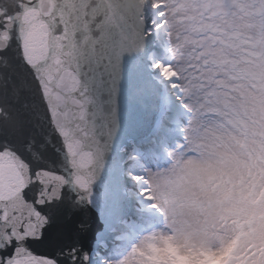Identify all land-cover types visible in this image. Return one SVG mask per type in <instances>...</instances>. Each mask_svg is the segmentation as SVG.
<instances>
[{
	"label": "snow or ice",
	"instance_id": "6c2138e0",
	"mask_svg": "<svg viewBox=\"0 0 264 264\" xmlns=\"http://www.w3.org/2000/svg\"><path fill=\"white\" fill-rule=\"evenodd\" d=\"M0 92L30 100L0 109V264H264V0H0ZM122 93L150 119L109 164ZM129 195L158 223L120 255L86 215L30 250L76 209L120 239Z\"/></svg>",
	"mask_w": 264,
	"mask_h": 264
},
{
	"label": "water",
	"instance_id": "95a60500",
	"mask_svg": "<svg viewBox=\"0 0 264 264\" xmlns=\"http://www.w3.org/2000/svg\"><path fill=\"white\" fill-rule=\"evenodd\" d=\"M3 2L12 4L15 0H3ZM147 71L153 72L152 69H147ZM29 102L30 100H17L11 96L6 98L0 92V109H7L13 119L22 118V105ZM147 108L148 105L143 100H133L122 93L120 98V114L125 127L121 135L114 142L113 151L107 154L106 159L109 164L113 161H119L121 158L124 160L127 159L125 153L128 150V146L132 143L131 136L129 135L130 131L137 126H142L144 131L147 130V124L150 119V112L147 111ZM0 123L3 122L0 121ZM132 134H135V132L132 131ZM104 179L105 177L102 176L101 180L103 181ZM124 179L127 181V177H124ZM101 186L98 183L97 187L99 188ZM130 208L131 200L128 196L120 209V214L124 220L131 215ZM80 215H86L90 218V230L86 234L74 235L72 239L84 252H89L94 255L101 252V244H108L114 237V235L106 232L105 220L101 212L98 209H91V211L76 209L68 211L66 215L61 216L57 223L46 231L45 237L42 240L33 241L29 244L33 255L38 258H51L58 251L62 243L69 242L67 239H62L69 234L73 228L75 218ZM101 237H104V239H100Z\"/></svg>",
	"mask_w": 264,
	"mask_h": 264
},
{
	"label": "rangeland",
	"instance_id": "374dc122",
	"mask_svg": "<svg viewBox=\"0 0 264 264\" xmlns=\"http://www.w3.org/2000/svg\"><path fill=\"white\" fill-rule=\"evenodd\" d=\"M161 54L163 49H160ZM155 163L163 164L164 160L161 157L156 161H149L150 165ZM131 198V208L129 217L125 220L129 228L125 230L124 233L120 234V239H117L116 236L113 237L108 244H101V252H98L97 256H109L115 257L120 255L131 242H134L143 232L147 231L151 225L158 223L157 217L153 214L152 210L140 209L137 207V202L134 198L129 195ZM141 212L143 213L141 215Z\"/></svg>",
	"mask_w": 264,
	"mask_h": 264
},
{
	"label": "bare ground",
	"instance_id": "6f19581e",
	"mask_svg": "<svg viewBox=\"0 0 264 264\" xmlns=\"http://www.w3.org/2000/svg\"><path fill=\"white\" fill-rule=\"evenodd\" d=\"M153 71V74H154V70H152ZM130 198V197H129ZM130 200H131V198H130Z\"/></svg>",
	"mask_w": 264,
	"mask_h": 264
}]
</instances>
